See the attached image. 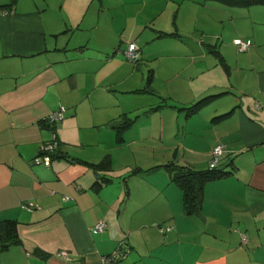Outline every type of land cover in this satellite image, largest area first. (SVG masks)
Wrapping results in <instances>:
<instances>
[{"label":"crops","instance_id":"1","mask_svg":"<svg viewBox=\"0 0 264 264\" xmlns=\"http://www.w3.org/2000/svg\"><path fill=\"white\" fill-rule=\"evenodd\" d=\"M242 8L215 0H0V219L17 218L21 236L19 244L0 251V264H102V257L120 242L121 248H130L121 264H264L262 26L254 25L234 36L251 38L250 49L237 52L230 46L227 55L221 44L215 43L224 62L216 54L217 62L212 63L208 53L193 49L180 64L176 72L180 77L193 73L189 69H202L209 75L205 83L196 84L195 93L201 94L190 101L177 99V105L190 104L205 93L224 91L214 105L191 114L205 113L202 119L190 120L191 129L179 136L183 140H176L168 126H159L154 135L149 134L148 128L136 126L143 116L116 145L159 139L165 154H169L165 147L173 146L175 157L183 154L188 158L183 164L198 168L209 166L217 143L224 145L219 165L237 155L240 167L232 164L234 171L206 185L199 213L185 212L180 187L172 180L165 184L166 176L154 189L144 184L145 190L138 192L131 181L139 176L130 174L121 182L122 190L113 191L110 169L97 172L90 165L57 156L45 164L40 157L43 142L51 137L42 119L52 110L66 107V116L58 126L63 151L68 148L65 139L86 147L94 141L102 143L112 132L116 137V129L109 123L122 113H131L133 108L123 94L135 75L138 88L145 86L148 56L155 54L164 66L171 67L172 59L165 63L163 58L178 54L169 48L170 37L185 41L188 35L193 41L187 25H197L199 14L211 13L222 23L236 22L247 12L262 17L264 4L246 7L253 8L248 11ZM163 12L174 13L173 23H156ZM166 31L177 33L162 34ZM216 33L217 29L207 32L206 39H201L203 50V44ZM133 39L140 47L135 62L122 50ZM156 42L162 47L152 52ZM198 55L209 63H201ZM226 94H230L224 97L230 105L226 109L236 108L223 122L213 123L212 115L222 107L218 100ZM133 99L139 105L148 97L135 95ZM69 132L74 133L73 138H68ZM106 151L105 145L97 148L99 156ZM72 152L82 159H101ZM114 159L118 157L113 155ZM154 168H146L141 175L150 177L157 170L170 175L163 166ZM97 180L98 188L93 187ZM100 219L107 221L104 231L95 228ZM161 226L171 228L161 230ZM242 232L247 242L242 240ZM61 250L67 256L61 255Z\"/></svg>","mask_w":264,"mask_h":264},{"label":"rangeland","instance_id":"2","mask_svg":"<svg viewBox=\"0 0 264 264\" xmlns=\"http://www.w3.org/2000/svg\"><path fill=\"white\" fill-rule=\"evenodd\" d=\"M231 7H238V6H231ZM230 9H238V8H230ZM242 9H246L248 11L253 8L245 7ZM210 11H213L214 13V10L209 9V13ZM174 17H175L174 13L170 16L168 14H165V12H163L159 16V19H156V23L157 24L173 23ZM220 23L222 22H218L214 18L213 14L210 13L209 15V14L201 13L199 14L197 25H195L194 23H190L187 25V27L191 28L192 34H190V36L193 38V41H190L191 38L188 35L185 41L177 40L175 36H171L170 37L171 44H169V48L171 49L173 48V50L178 52V54L169 58H166L165 55L163 56V58L166 60L165 63L171 62L170 59H172V62L170 63L171 67L164 66L161 62V57L155 54H150L148 56L150 61L146 65L145 64L144 65L146 69V76H148L151 70L154 73L153 80L151 83L152 84L151 87L154 90L138 89L140 83L138 81L139 80L138 76L135 75V77L132 80V85H128L127 87L128 91H126L123 94V98L130 101V103H128V105L131 106L130 108H133L131 110V113L129 114L135 117L139 113L140 114L139 119L144 116V118L136 126H141L142 128L144 127L148 128L149 134L151 135H154L157 132L159 126L165 128L168 126L170 127L171 134L177 136L176 140L180 142L184 138V137L179 138L181 133H186L191 129L190 127H188L191 124L190 120L203 118V115H205L204 112H201L203 113V115L202 114L197 115L196 117L195 115L193 116L191 115L190 117V116H186L185 112H183L182 110L179 111L178 106L175 105H177L176 104L177 99H184L186 101H190L193 98H195L197 95L201 94L202 92L198 94L195 93V90L198 89L196 84L205 83L209 74L208 72L202 73V69H200L199 72H197L196 70L189 69L188 71H191L193 73L182 74V76L180 77L176 73L180 70L179 69L180 64L188 60V54H192L191 52H193V49H197V51L200 53H208V55L212 57V63H216L218 57H216V53L214 52L215 53L214 54L213 51L211 50L212 46L209 45L210 43H213V45L215 43L221 44L220 49L222 50L223 53H226L227 55L228 52L230 51V46L231 48L234 47L235 50L239 52L237 46L233 44L234 36L235 35L240 36V32L242 33L244 31L250 30L254 25L258 27L260 26L264 27V11L262 17H254V14L247 12L246 16L240 15L238 18H236V22H234V20H227L226 23H222L225 26L220 25ZM204 26L209 28L210 31H207V29H205ZM216 29L218 33H216L215 36H213V39L211 36L209 37L210 41H207L205 44H203V47L206 50H203L200 47V45H202L201 39L203 38L205 40L207 32H213ZM168 33L170 34L172 32L170 31ZM186 41L189 42L187 43ZM195 41H198L199 43L197 42V44H195ZM179 42L183 43L184 45L182 49H180V47L177 44ZM161 47L162 44L156 42L152 45V49L150 50H152V52H158L161 49ZM207 47L208 48L210 47V50H208ZM200 58L201 56L198 55V59L200 60L201 63H205V62L209 63L208 59L206 61L204 58L201 59ZM212 70H213V74L216 75L217 73L216 68H212ZM216 88H210L209 90H213ZM135 95H140V96L144 95L145 97L147 96L148 99L145 101V103L138 105V103L133 99ZM229 95L230 94H226L218 100L217 105L222 106L221 109L218 110L223 111L228 106H230L227 104V99H226L230 97ZM173 104H175L174 105L175 107L173 106ZM73 136H74L73 132L68 133V138H73ZM152 137L154 138V136ZM64 141L66 142L65 145L68 146L66 150L72 153V156L74 157H76L77 155L72 151L76 153H81L82 155L86 156L88 159L98 158V157H101L102 159L105 156L104 154L106 153L111 154L112 162L114 161V163L112 164V168L108 171L109 173L108 177L114 179V183H111L113 186L112 188H110L113 191H117L120 189L122 190L121 182H125L127 178L130 176V174L131 175L138 174L139 176V178H134L131 181L132 185L138 192L145 190V188L143 187L144 184L146 185V187L150 189H154L157 186L156 182L162 181L163 176H166L165 184H168L171 182L170 181L171 177L168 174V172L164 170L161 171L157 170L150 177H146L141 174L145 172L144 169L147 168L148 170H150L151 167H153L155 164L158 163H164V162L166 163L171 160L179 164H182L183 159L188 160V158L185 157V155L183 154L181 155L180 158L175 157V155L173 154L174 153L173 146L168 145L167 147H165L166 151L169 152V154H165L166 153L165 150L161 149L163 145H158L160 143L159 139H155L153 141L143 140L142 141L143 143L140 144H136L137 141L136 140L129 145L116 146L117 145L116 137L112 132L111 136L108 138L105 137L102 143H96L94 141L93 144L86 147L82 146L81 144H71L70 143L71 140L69 139L68 140L65 139ZM188 141L189 140H186L185 143H187ZM168 142L174 145V141L172 142L168 141ZM102 145L106 146L107 151L103 152V154L99 156V154L102 151L97 152V148L99 146L101 147ZM153 145L158 150L154 149L152 147ZM113 155L115 156V158L116 156L118 157L117 161H115V159L113 160ZM79 158H83V157H79ZM102 174H104V171L102 172ZM138 195L142 199V195L140 193ZM122 249L124 250L125 247H122ZM126 249L129 250L130 248L126 247Z\"/></svg>","mask_w":264,"mask_h":264},{"label":"trees","instance_id":"3","mask_svg":"<svg viewBox=\"0 0 264 264\" xmlns=\"http://www.w3.org/2000/svg\"><path fill=\"white\" fill-rule=\"evenodd\" d=\"M215 1H219V2H222L230 6H243V7H249L251 5H257V4H261V5L264 4V0H215ZM174 33H177V32H172L170 34H174ZM162 34H169V33L163 32ZM127 46H128V43L126 44L124 48H122L123 53ZM250 47L251 45H249L247 49H250ZM237 48L239 49L238 46ZM211 50L217 54V56L220 58L222 62H224V56L220 52V50L217 48V45L216 47L212 45ZM131 60L134 62L137 61L136 59L135 60L131 59ZM153 74L154 73L151 70L146 78L145 86L140 87L138 89L154 90L151 87L152 85L151 83L153 80ZM221 93L220 92L205 93L201 95L200 97L196 98L195 100H193L190 104L181 105V106L175 105V106H178V109L184 111L186 115H191V114L199 112L205 106L212 104L214 100L217 98V96H219ZM61 107H64L63 116H60L58 118L56 117V119L51 120L49 114L59 110ZM235 108H236V105H233L228 109L214 113L211 117V122L213 123L223 122L224 120H226L232 115ZM50 113L47 114L42 120L46 123V126H48L51 133L55 134V140L57 143L56 147L51 152V155H50L51 161L53 157H56V156L64 157L71 162L77 161L80 163H84L86 165H90L97 172H100V170L112 168V158L110 154H106L99 161H91V160L82 159L79 157H74L67 151L61 150L60 148L63 142L61 141L59 137L58 126H59V123L62 120H64L66 116V107L64 105H60L56 109L52 110ZM139 117H140L139 113L135 117H133L128 112H125V113H122L119 117H117L116 120L111 121L109 123L112 128L116 129L117 143L121 144L125 140L124 133L139 120ZM47 140H45L44 142H47ZM48 141H50V138ZM218 145L222 146V151L219 154H214L212 150ZM213 148L211 150V158L209 160L208 167L198 168L189 162L184 163V164L183 163L179 164L171 160L164 164H159V165L157 164L151 167L152 169L154 167L157 168V167L163 166L165 169L169 171L171 180L175 182L182 191L183 207L187 214L199 213L200 210L203 208V203L205 199V187L207 184H209L210 182L221 180L223 177L229 175L232 171H234V166L236 167L241 166L240 161H239L240 158H238L237 155H232L228 163L219 165V163L222 162L221 160L224 157V145L222 143H217L213 146ZM216 157L218 158V161L215 165H212V162ZM226 164H230V165H226ZM232 164H234V166ZM105 180L107 179L105 178ZM98 183L99 181L97 180L95 183H93V187L98 188L100 185V183L99 184ZM18 225H19V220L17 218L0 219V251L5 250L9 248L10 246L19 244L21 242V236L19 233ZM120 245H121V242L118 245L119 248H121ZM42 254H46V253H42Z\"/></svg>","mask_w":264,"mask_h":264},{"label":"built area","instance_id":"4","mask_svg":"<svg viewBox=\"0 0 264 264\" xmlns=\"http://www.w3.org/2000/svg\"><path fill=\"white\" fill-rule=\"evenodd\" d=\"M2 11V9H0V12ZM233 42L239 47L240 50H245L249 47V45H251L252 40L251 38H243V37H235ZM128 46L126 47V49L124 50V53L126 54L127 58L129 59H138L139 55H140V47L137 43V40H129L128 42ZM63 111H64V107H61L59 110L50 113V119L54 120L56 119V117H60L63 116ZM48 118V117H46ZM49 140V139H48ZM47 142H43L42 144V154L40 155V157H42L43 162L45 164H49L51 162V152L54 150V148L56 147V140H55V134L51 133V137H50V141ZM222 151V146L218 145L215 148H213L212 152L214 154H219ZM218 161V158L216 157L213 162L212 165H215ZM23 206H26V204H23ZM107 221L105 219H100L96 222L95 224V228L99 231H104L107 227ZM171 228V226H161V230L164 229H168ZM242 240L247 242L248 241V237L246 235V233H242ZM122 243V242H121ZM128 250V249H127ZM127 250L124 249L122 250V248H115L110 254H106L102 257V264H121V259L123 257H125ZM61 255L63 256H67V252L65 250H61L59 252Z\"/></svg>","mask_w":264,"mask_h":264},{"label":"water","instance_id":"5","mask_svg":"<svg viewBox=\"0 0 264 264\" xmlns=\"http://www.w3.org/2000/svg\"><path fill=\"white\" fill-rule=\"evenodd\" d=\"M98 176H99V174H98Z\"/></svg>","mask_w":264,"mask_h":264}]
</instances>
